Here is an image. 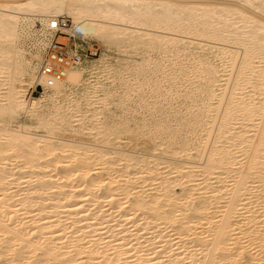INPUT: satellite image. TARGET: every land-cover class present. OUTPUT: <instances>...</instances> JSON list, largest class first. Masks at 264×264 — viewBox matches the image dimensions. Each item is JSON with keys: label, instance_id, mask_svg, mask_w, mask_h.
I'll return each mask as SVG.
<instances>
[{"label": "bare ground", "instance_id": "6f19581e", "mask_svg": "<svg viewBox=\"0 0 264 264\" xmlns=\"http://www.w3.org/2000/svg\"><path fill=\"white\" fill-rule=\"evenodd\" d=\"M60 17L102 45L163 57L101 59L104 69L90 70L96 84L76 82L83 64L70 67L47 87L39 70ZM160 69L172 82L165 95L197 108L180 118L185 138L169 157L140 153L138 140L131 151H101L112 134H86L87 123L107 120L123 72L136 82ZM158 81L128 84L142 112L155 115L154 100L141 98H156ZM23 115L30 123L16 129ZM117 118L121 137L130 121ZM162 124L151 125L154 135L175 127ZM0 264H264V0H0Z\"/></svg>", "mask_w": 264, "mask_h": 264}, {"label": "rangeland", "instance_id": "374dc122", "mask_svg": "<svg viewBox=\"0 0 264 264\" xmlns=\"http://www.w3.org/2000/svg\"><path fill=\"white\" fill-rule=\"evenodd\" d=\"M69 19H71L72 21H73V19L71 18V17H69ZM39 22H34V27H36L37 29H40V27H41V25H40V23L38 24ZM94 40H95V38H94ZM67 39H64V38H59V42H62V43H67ZM95 44H96V47H98V49H99V53H98V56L96 57V58H93V59H90L88 62H86V63H84L83 64V66L84 67H86L87 68V70H89V71H87L83 76H81V77H79V79L76 81V82H79V81H81V80H83V81H86L88 78V82H90V83H94V84H96L97 82H98V80L100 79L99 78V74H91V72H90V70L94 67V68H96V67H99V69H97V70H94L93 72H95V71H99L100 70V68H101V66H102V69H104V67H103V64L100 62L101 61V59H105L104 60V62L106 63H112L111 64V66H118V64H119V62L121 61V60H123V59H125V61L123 62L124 63V65H125V63H126V61H130V62H132V61H137V59H139L140 57H138L137 56V54H139V53H142L143 51H144V53H142V54H139V56L141 55H145L146 53H145V51L146 52H150L149 54H151V53H153L154 54V52H155V54H154V58L156 59V57H157V59H160V57L162 58L163 57V55H161V54H159V53H157L156 51L157 50H154V51H148V50H144L143 48V51L142 50H140L139 48H137V49H131L130 47H127L126 46V44H118V45H116V46H107V45H102L103 43H99L98 41H95ZM30 49H29V48ZM33 48V49H32ZM109 48V49H108ZM30 51H29V50ZM131 49V50H130ZM26 50H27V52H29L30 53V55L29 56H31V53L32 54H36L37 52L39 53V54H41V58H42V53H41V51H39V50H36L33 46H31V45H29V46H27L26 47ZM32 50V51H31ZM37 51V52H36ZM134 51V52H133ZM140 51H142V52H140ZM136 53V54H135ZM153 54H152V56H153ZM159 57V58H158ZM129 58V59H128ZM118 59L120 60V61H118ZM166 59H167V57H166ZM118 61V62H117ZM167 61V60H166ZM165 61V62H166ZM116 62H117V64H116ZM101 63V64H100ZM183 63V64H182ZM114 64V65H113ZM166 64H168L169 65V63H166ZM186 64V65H185ZM189 64V62H187L185 59H183L182 61H179L178 62V65H183V66H186L187 67V65ZM190 64H192L191 62H190ZM188 65V69H190V70H193L194 69V67H195V65L196 64H192V65ZM101 65V66H100ZM96 66V67H95ZM190 66L192 67V68H190ZM101 69V70H102ZM159 72V73H158ZM124 73V76H122L117 82L118 83H116L117 84V89H118V95L119 96H116V97H114V100L115 101H109V104H112V103H116V105H114L113 104V106L112 105H110L111 107H110V110H109V112L110 113H108L107 112V114H105V117H104V119H106V117H107V120H104L103 121V117L101 116L99 119V121L97 120L98 118H96V119H94V120H92L90 123H87V127H88V130H86L85 131V133L87 134V133H89V132H91L90 131V129H92V127L94 128V129H92L93 131L91 132V134H92V136H95L96 135V137L98 136V137H100L101 135L103 136V135H105L106 136V134L108 133L109 135L110 134H112V135H110V137L108 136V134H107V136L109 137V140H116L115 142L113 141V143L111 142V144L110 145H108L107 147H110V146H114V147H119V145H120V148L122 147V149H126V150H129V151H131V150H133V147H136L138 144H139V147H138V151L141 153L142 152V154H146V153H149L150 152V150L151 149H154V148H158L159 150H157L155 153L156 154H160L161 152H164L165 153V157H167L168 156V153H169V151L171 152V150H170V148L173 150V148L172 147H177L178 145H179V142L181 141V139H184L185 138V133L183 132V131H185V129H186V127H185V125H182L183 126V128H181L182 126H180L181 124H183V122H182V120H180V118L181 119H183V115H184V113L190 108V109H192V111H194V110H196L197 108L196 107H193L192 108V106H190V104L188 103V102H185V104H184V100H183V98L182 99H180V100H176L175 102H173L172 100H171V97H169L170 95H168V93L169 92H167V96H168V99L170 100V101H172V102H169V100H167V96L165 95V93H166V90H171V89H169L170 88V83H172V82H170L169 80L171 79L169 76H166L167 75V73H165L164 74V72L163 71H161V69L160 70H157V72L156 71H153V72H147V73H144V76L143 77H138V79L139 80H136V82H135V80L133 79L134 77H128L129 75H130V73H126V72H123ZM152 73H153V75H152ZM162 75H161V74ZM157 74V76H155V75ZM158 74H159V76H158ZM146 75V76H145ZM197 75H198V73H196L195 72V76L197 77ZM99 78H97V77ZM131 76V75H130ZM189 77V79L192 81V82H194V83H197L196 82V80H197V78L195 79V76H194V72H193V74H189L188 75ZM165 77H166V79L168 80L167 82L165 81L166 79H165ZM168 77V78H167ZM39 74H38V80H39ZM123 78H124V80H123ZM126 78V79H125ZM150 78V79H149ZM154 79V78H156V80H161V81H158V82H156V83H158V85L159 84H161L160 86H161V88L160 89H158L157 91H156V98L155 97H152V95L150 94V92L149 93H147L146 95H149L148 97H142L141 98V100H147V99H151L152 101H153V103H155V106L153 105V103H147L149 106H151V108L153 109V108H156V109H153V111H154V113H155V115H152V111L151 112H142L141 111V109L142 110H144L145 109V103H144V101H140V98L138 97V96H136L135 94H136V92H135V90L133 91V89L131 90L130 88V90L128 89V84L130 85V86H133V87H135L133 84H135V85H137V82L139 83V82H144V81H148V83L150 82L149 80H151L152 81V79ZM158 78V79H157ZM170 78V79H169ZM98 79V80H97ZM104 79L105 78H103V79H101L100 81L103 83V84H105V85H108V84H110V82L109 81H107V80H105L104 81ZM122 79V80H121ZM127 79H131V81H132V79H133V82H131L130 80L128 81ZM162 79H164V81L162 80ZM120 80H121V82H120ZM141 80H143V81H141ZM155 80V81H156ZM190 80H187L186 79V81H189V83H192V82H190ZM97 81V82H96ZM99 81V82H100ZM128 83H127V82ZM154 80L152 81V82H150V84L152 85V86H154L153 84V82H155ZM198 81V80H197ZM96 82V83H95ZM119 82H120V84H119ZM126 82V83H125ZM130 82V83H129ZM174 82V81H173ZM183 82H185V80L183 81ZM127 84V86H125V84ZM132 83V84H131ZM166 83H167V85H166ZM75 84V83H74ZM118 85H120V86H118ZM157 85V84H156ZM162 85H164L163 87H162ZM125 87H127V88H125ZM177 87V86H176ZM79 88V87H78ZM128 91H127V90ZM177 89V88H176ZM125 90H126V92H127V98H125L126 97V92H125ZM165 90V91H164ZM33 91H35V90H33V89H30V91H29V93H28V95H27V97H26V99L29 101V99H31V97H34V98H39V94L38 93H34V94H32L33 93ZM129 91H130V93H132V94H129L128 95V93H129ZM133 91V92H132ZM147 91H149L148 89H147ZM162 92V93H159V92ZM164 91V92H163ZM123 92V93H122ZM159 93V94H158ZM123 95L125 96V97H123ZM151 95V96H150ZM161 95V96H160ZM164 95H165V99H164V101H160L159 103L157 102V104H156V100H162L161 98H164ZM131 96V99L133 100V102L131 101H129V99L130 98H128V97H130ZM158 96L160 97V98H158ZM120 97V98H119ZM150 97V98H149ZM152 97V98H151ZM138 98V99H137ZM146 98V99H145ZM125 99V100H124ZM129 101H127V100ZM156 99V100H155ZM138 100V101H137ZM167 100V101H166ZM182 100H183V102H182ZM136 101V102H135ZM125 102V103H124ZM119 103H121V105L119 104ZM141 103V104H140ZM164 103V105L162 106V104ZM167 103H168V105H167ZM145 104V105H144ZM171 104V105H170ZM179 104V105H178ZM188 104V105H187ZM121 106V108L120 107H118V106ZM127 105H128V107H127ZM148 105H147V107H148ZM194 105V104H193ZM126 106V107H125ZM153 106V107H152ZM172 107V109H169V108H171ZM186 106V107H185ZM190 106V107H189ZM124 107V108H123ZM129 107H131L133 110H131V108H129ZM160 107H162V108H160ZM179 107V108H178ZM185 107V108H184ZM122 108L125 110H122ZM141 108V109H140ZM182 108H183V110H182ZM187 108V109H186ZM112 109V110H111ZM128 109V110H127ZM167 109V110H166ZM170 110V112H169V110ZM194 109V110H193ZM159 110H160V112H159ZM172 110V111H171ZM178 111V112H182V115H181V113H178V115H180V116H175L174 115V113H175V111ZM182 110V111H181ZM186 110V111H185ZM220 110H222V109H220ZM129 111V112H128ZM158 111V112H157ZM163 111V112H162ZM166 111V112H165ZM131 112V113H130ZM134 114H133V113ZM163 114H162V113ZM165 112V113H164ZM168 112V113H167ZM158 113H161V114H158ZM167 113V114H166ZM130 114V115H129ZM150 114H151V117H149L150 116ZM165 114H166V118H165ZM142 115H145V116H142ZM158 115V116H157ZM171 115V116H170ZM125 117L124 118V120H126V121H130L129 123L130 124H128V126H127V128L128 129H126V135H128L129 133V131L128 130H131L130 132V135L129 136H126V135H124L125 133H123V136H119V134H117V132H116V129H115V125L112 123V122H117L118 121V119H123V118H117V117ZM153 116H155V118L153 117ZM157 116V117H156ZM169 116V118H167ZM182 116V117H181ZM132 117V118H131ZM164 117V118H163ZM178 117V119H177V121H176V119L175 118H177ZM147 118V119H146ZM153 118V119H152ZM192 118L193 117H190V119L189 120H191L190 121V123L194 120H192ZM160 119V120H159ZM169 119V120H168ZM74 120V119H73ZM75 120H77V118H75ZM115 120H117V121H115ZM146 120V121H145ZM168 120V121H167ZM180 122H179V121ZM101 121H103V122H101ZM160 121H161V124H162V126L163 125H165L164 127H168L169 125H171V123L172 124H174L175 123V127H174V125H171V127L174 129V128H176V127H178V128H176L177 130H179V129H181V131L179 130L178 132H177V130H176V132H175V129L174 130H172V128H171V130L169 131V132H167V129H166V132H163V133H166L165 134V136L163 135V134H161V133H158V134H160V135H158L157 133L154 135V130H152V124L155 122V123H157L158 124V122L160 123ZM163 121V122H162ZM30 123V118L29 117H26L25 115H23L21 118H18L17 119V123L15 122V128L16 129H19V127H20V125H21V123ZM101 122V123H100ZM108 122H109V127H107L108 126ZM170 124H169V123ZM177 122V123H176ZM194 122V121H193ZM192 122V123H193ZM165 123V124H164ZM167 123H168V125H167ZM178 123H180V125L178 124ZM90 124V125H89ZM140 125L141 127H143L144 126V124H146L145 125V127H147V126H149L148 128H144V130L143 129H141L140 131H139V133L138 132H136V134H135V132L134 133H132L133 131V129H135L136 128V125ZM177 124H178V126H177ZM107 125V126H106ZM112 125V126H111ZM96 126V127H95ZM98 126V127H97ZM106 126V127H105ZM151 126V127H150ZM86 127V128H87ZM166 127V128H167ZM180 127V128H179ZM185 127V128H184ZM188 127V126H187ZM114 130H113V129ZM105 129V130H104ZM109 129V131H107ZM111 129H112V131H111ZM148 129H150V130H148ZM184 129V130H183ZM215 129V128H214ZM214 129H213V131H214ZM152 130V131H151ZM216 130V129H215ZM103 131H104V133H103ZM171 131H173V132H171ZM110 132V133H109ZM150 132V133H149ZM175 132V133H174ZM101 135H100V134ZM128 133V134H127ZM138 133V134H137ZM171 134V136H169L170 134ZM178 134V133H183L182 134V136L181 135H179L180 136V140H179V136H178V139H177V137H176V135L175 134ZM39 134L40 135H45V132H43V131H40L39 132ZM95 134V135H94ZM132 134H133V136H134V140H132L133 139V137H132ZM144 134V135H143ZM168 134V135H167ZM120 135H122V134H120ZM153 135V136H152ZM162 135V136H161ZM175 136V139L176 140H174V138H171V137H173V136ZM113 136H114V138H113ZM119 136V137H118ZM159 136V137H158ZM167 136V137H166ZM97 137V138H98ZM107 137V138H108ZM154 137V138H153ZM161 137V138H160ZM170 139H169V138ZM118 140H117V139ZM122 139L121 141H120V139ZM141 138V139H140ZM151 140H150V139ZM169 139V140H168ZM137 142H136V141ZM159 140V141H158ZM149 142V144H147L148 142ZM168 141V142H167ZM173 141V142H172ZM178 142V143H175V142ZM118 142V143H117ZM119 142H121V143H119ZM136 142V143H135ZM153 142V143H152ZM190 142H191V144H190ZM194 142V141H193ZM192 141H189V144L190 145H187V149L189 150V147L188 146H190V150H191V148H193L191 145H193L192 143H193ZM135 143V145L136 146H134L133 144ZM166 143V144H165ZM173 143V144H172ZM113 144H115V145H113ZM117 144H119V145H117ZM157 144V145H156ZM172 144V145H171ZM176 144H178L177 146H176ZM133 145V146H132ZM171 145V146H170ZM208 145H210V143L208 142ZM208 145H206V146H208ZM104 145H102V147H103ZM168 146H169V148H168ZM205 146V147H206ZM114 147H110V148H108V150L107 149H104V148H101L102 150L101 151H109V152H112L113 151V149H115ZM124 147H128V148H124ZM152 147V148H151ZM166 147V148H165ZM146 148L148 149L147 151H146ZM151 148V149H150ZM162 148H163V151H162ZM195 148V147H194ZM193 148V149H194ZM203 148V150L205 149L204 147H202ZM208 148V147H207ZM112 149V150H111ZM142 149V150H141ZM193 149L191 150L192 151V153L191 154H193L194 153V155L196 154V152L198 153V151L197 150H195L194 149V151H193ZM168 150V151H167ZM205 150H207V149H205ZM208 151V150H207ZM205 152V151H204ZM152 153V152H151ZM206 153V152H205ZM170 154V153H169ZM140 156H142V155H140ZM160 157H164V155H159ZM147 157V156H146ZM145 157V158H146ZM169 157V156H168ZM148 158V157H147ZM170 159V158H169ZM121 164H123V163H121ZM142 163H140V165H139V167H142Z\"/></svg>", "mask_w": 264, "mask_h": 264}, {"label": "built area", "instance_id": "2783aa9c", "mask_svg": "<svg viewBox=\"0 0 264 264\" xmlns=\"http://www.w3.org/2000/svg\"><path fill=\"white\" fill-rule=\"evenodd\" d=\"M72 24V20L65 17L57 18L50 24L54 38L43 51L44 59L39 70L46 78L47 87L61 82L67 68L79 67L98 56L99 49L95 41L86 35L83 26L79 24L73 28ZM60 37L67 39V43L59 42ZM39 88L43 91L45 86ZM37 91L38 88L32 94L38 93Z\"/></svg>", "mask_w": 264, "mask_h": 264}, {"label": "water", "instance_id": "95a60500", "mask_svg": "<svg viewBox=\"0 0 264 264\" xmlns=\"http://www.w3.org/2000/svg\"><path fill=\"white\" fill-rule=\"evenodd\" d=\"M40 90V89H39Z\"/></svg>", "mask_w": 264, "mask_h": 264}]
</instances>
